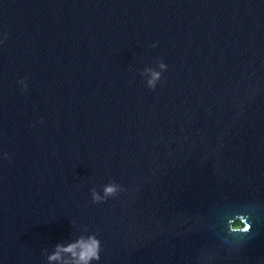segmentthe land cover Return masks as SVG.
I'll return each mask as SVG.
<instances>
[{"label": "water", "instance_id": "obj_1", "mask_svg": "<svg viewBox=\"0 0 264 264\" xmlns=\"http://www.w3.org/2000/svg\"><path fill=\"white\" fill-rule=\"evenodd\" d=\"M5 34L0 264H46L82 225L99 264H264V207L232 254L219 220L264 206V0H0ZM110 180L127 191L93 204Z\"/></svg>", "mask_w": 264, "mask_h": 264}, {"label": "clouds", "instance_id": "obj_2", "mask_svg": "<svg viewBox=\"0 0 264 264\" xmlns=\"http://www.w3.org/2000/svg\"><path fill=\"white\" fill-rule=\"evenodd\" d=\"M7 39L5 34L3 39H0V45ZM156 43L151 47L155 48ZM155 67L148 66L139 71V75L144 77L146 87L149 90L155 91L157 85L163 79L162 74L167 71V65L162 59L154 61ZM20 85L21 92L28 91L27 77H23L17 81ZM43 119L40 123H43ZM12 157L9 153H0V160L11 161ZM127 189L115 180H110L107 184L100 186V190L93 187L90 189L91 202L93 204L106 203L110 198H117L122 192ZM102 193V194H101ZM262 207L257 202H245L241 204L231 205L225 204L220 211L219 220L223 228V236L221 243L226 247L229 254L238 252L248 238L253 233V224L259 219V213ZM72 228L76 226V221H70ZM210 231L217 228L216 224L208 225ZM71 239L58 242L54 245L51 252L44 249L42 255L45 257L46 264H99L101 260V252L103 247L98 234L90 232L87 225L80 226L79 234L72 232ZM215 259V252L206 251L198 257V264H212Z\"/></svg>", "mask_w": 264, "mask_h": 264}]
</instances>
